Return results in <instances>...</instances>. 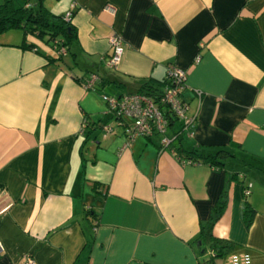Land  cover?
<instances>
[{
    "label": "crops",
    "instance_id": "0c3cea01",
    "mask_svg": "<svg viewBox=\"0 0 264 264\" xmlns=\"http://www.w3.org/2000/svg\"><path fill=\"white\" fill-rule=\"evenodd\" d=\"M46 1L72 12L75 55L49 62L35 37L26 44L39 52L21 47V31L0 35V264H264V0ZM113 35L124 53L109 68ZM170 66L186 72L195 117L175 144L234 154L238 177L211 231L230 244L219 257L200 255L199 239L225 172L160 149L157 136L125 146L102 100L161 84Z\"/></svg>",
    "mask_w": 264,
    "mask_h": 264
},
{
    "label": "trees",
    "instance_id": "16d2710c",
    "mask_svg": "<svg viewBox=\"0 0 264 264\" xmlns=\"http://www.w3.org/2000/svg\"><path fill=\"white\" fill-rule=\"evenodd\" d=\"M44 1L45 0H3L2 4H0V35L13 30L21 31L24 37L21 47L39 52L34 44H26V39L28 37H35L36 39L44 42V44L53 51L54 57H47V59L49 62H55L61 60L68 53L73 54L72 45L76 42L77 32L75 27L71 24V18L73 15L72 12H70L68 18L55 15L44 6ZM61 51H63L65 54H62ZM73 55H75V53ZM93 75H96V73ZM91 76L92 74L90 77ZM98 80L99 79L96 76L95 83ZM120 85L122 84H118V87H121ZM164 86L165 80L161 82V84L159 82L155 83L153 81H146L136 90V92L124 94L137 93L150 97L154 101L155 105L163 112L165 118L168 121V127L172 129L173 126L179 121L176 120L175 117L170 114L169 111H167L159 102L161 94L164 90ZM122 95L115 97H121ZM179 123L181 124V122ZM194 123L195 120L189 127L188 131H184L181 124L179 131L173 132L171 134V136L175 137L176 139L170 144L168 149H172V151L174 149V151L182 155L184 161H187L188 163L207 164L216 170L221 169L225 172L226 183L224 190L222 191L216 205L212 210V215L209 222L201 228L199 239L201 245L203 246V248H199L200 255H202L206 249H210L214 252V256L219 257L222 253L229 249L230 244L225 240L214 238L211 231L226 207V194L228 185L238 177V173L230 169L227 164L226 158L234 157V154L228 149L220 148L215 154L202 155L198 154L196 151H185L180 146L178 147L179 144H175L176 141L177 143L179 142L183 135L193 134ZM147 139L151 140L152 137H148ZM247 187L248 185L245 189V192L247 191L245 196L248 195L250 191V189L248 190ZM254 212V209H252L247 203L244 205L243 218L246 227L251 225Z\"/></svg>",
    "mask_w": 264,
    "mask_h": 264
},
{
    "label": "built area",
    "instance_id": "2783aa9c",
    "mask_svg": "<svg viewBox=\"0 0 264 264\" xmlns=\"http://www.w3.org/2000/svg\"><path fill=\"white\" fill-rule=\"evenodd\" d=\"M107 12L113 14L111 8H107ZM70 15V14H69ZM66 16L67 18L69 17ZM109 45L112 49V55L107 60L106 65L109 68H116L120 63L124 53V46L121 39L113 35L109 38ZM62 54H65L61 51ZM186 72L177 67H168L165 78L164 90L160 97V104L172 114L176 120L181 122L184 131H188L195 117L187 116V105L182 101L181 95L186 87ZM96 76L92 75L87 83L84 84L85 89L93 90ZM200 95V93H198ZM102 100L107 106V114L113 118V124L123 129L126 137V145L129 146L136 137H158L159 147L162 150L168 149L170 144L176 139L169 136L170 128L168 121L163 112L155 105L154 101L145 95L132 93L123 94L121 97H113L103 95ZM128 117L133 120V125H128L124 118ZM104 132L110 133L111 126H104ZM251 185L247 187L249 190ZM2 190L0 188V194ZM247 194V191L245 192ZM4 253L2 243L0 241V255ZM27 264H35L31 259L27 260Z\"/></svg>",
    "mask_w": 264,
    "mask_h": 264
},
{
    "label": "rangeland",
    "instance_id": "374dc122",
    "mask_svg": "<svg viewBox=\"0 0 264 264\" xmlns=\"http://www.w3.org/2000/svg\"><path fill=\"white\" fill-rule=\"evenodd\" d=\"M24 1V0H23ZM46 1V0H45ZM46 4H50V1L47 0L46 1ZM14 31V30H13ZM38 43H42L41 45H45L44 42H42L41 40L39 39H36ZM124 121L128 124V125H133V120L131 118H128V117H125L124 118Z\"/></svg>",
    "mask_w": 264,
    "mask_h": 264
}]
</instances>
